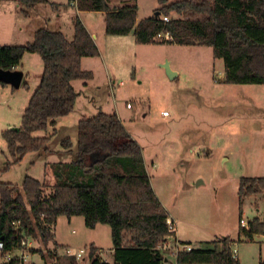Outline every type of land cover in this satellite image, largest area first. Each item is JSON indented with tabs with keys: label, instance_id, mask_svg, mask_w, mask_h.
<instances>
[{
	"label": "rangeland",
	"instance_id": "374dc122",
	"mask_svg": "<svg viewBox=\"0 0 264 264\" xmlns=\"http://www.w3.org/2000/svg\"><path fill=\"white\" fill-rule=\"evenodd\" d=\"M64 1L52 0L59 4L62 30L67 35L75 16L69 15V6L61 10ZM118 2L130 4L133 0ZM136 4L139 19L151 16L158 7L157 0H136ZM8 5L14 6L17 13L6 11L3 18L0 11V45L25 44L37 28H58L54 8L38 4L29 9L27 16L19 13L16 3L0 1V8ZM80 20L98 35L100 56L81 61V68L90 71L92 78L72 81L78 92L74 109L58 119L55 133L52 135L51 127L46 133H36L51 137L46 155L27 153L12 163L2 137L3 131L20 125L23 110L39 84L43 68L39 55L26 53L22 59L26 86L13 89L0 84V181L20 186L26 175L41 180L47 161L71 160L68 152H62L61 142L69 138L74 152L79 119L98 112L115 113L142 148L152 189L167 219L174 218L178 231L191 246L198 248L204 241L217 243L227 237L241 264L263 262L264 234L249 238L239 225L240 217L247 224L255 217L264 220L261 194L240 201L237 187L241 177H264V84L223 83L222 61L213 57L209 46L141 44L132 42V34L125 38L106 35L101 12H83ZM4 27L9 28L8 33ZM165 62L177 73L174 79H169L162 67ZM198 180L203 183L195 186ZM53 233L54 242L63 248L69 244L80 248L84 243L88 247L95 240L103 258L111 259L110 229L106 224L87 228L81 216H60ZM27 241L44 254L48 248L54 249L52 242L45 249L37 240ZM62 247L52 257L45 255L43 261L39 255H30L25 264H65L68 260ZM169 253L164 252L173 262ZM5 261L6 256L0 252V264ZM89 263L86 259L79 261Z\"/></svg>",
	"mask_w": 264,
	"mask_h": 264
},
{
	"label": "trees",
	"instance_id": "16d2710c",
	"mask_svg": "<svg viewBox=\"0 0 264 264\" xmlns=\"http://www.w3.org/2000/svg\"><path fill=\"white\" fill-rule=\"evenodd\" d=\"M0 1L16 3L19 13L27 16L29 9L38 4L59 8V4L48 0ZM109 1L67 0L64 6L101 12L106 35L133 34L135 42L141 44L209 46L213 57L222 61L223 83L264 84V0H157L154 13L159 15L140 20L136 0L119 7L110 6ZM72 22L71 40L59 30L40 27L34 30L30 42L0 45L2 70H16L26 53L39 55L43 65L20 125L2 133L12 163L27 153L41 157L49 152L51 137L36 133L54 128L58 118L74 109L78 92L72 86L73 80L92 78L90 71L81 68V61L99 56V50L80 18L75 16ZM160 32L168 33L171 39L157 37ZM26 85L23 81L22 86ZM61 146L71 160L45 163L41 180L26 175L20 186L0 181V252L6 256L1 264H22V251L28 257L38 254L42 261L45 255H55L62 247L54 242L53 233L60 216H81L87 228L109 226L112 262L102 261L101 249L91 243L84 247L83 257L89 264H163L168 255L157 247L170 234L168 215L152 189L142 148L118 116L98 112L82 117L76 124L74 152L69 138ZM237 194L240 201L261 194L264 208V177H241ZM240 229L249 238L264 234V220L255 217L248 222V229ZM27 239L39 241L45 249L52 242L54 249L48 248L44 254L42 249L31 248ZM232 244L227 237L217 243L204 241L202 247L175 255V263L241 264L233 256ZM67 260L65 264L81 261L70 256Z\"/></svg>",
	"mask_w": 264,
	"mask_h": 264
},
{
	"label": "crops",
	"instance_id": "0c3cea01",
	"mask_svg": "<svg viewBox=\"0 0 264 264\" xmlns=\"http://www.w3.org/2000/svg\"><path fill=\"white\" fill-rule=\"evenodd\" d=\"M49 2H52V0H48ZM117 1V0H116ZM113 2V3H111L110 4V6H112V7H119V6H121V5H123V3L122 2H118V1H121V0H118L117 2ZM5 2V1H4ZM6 2H10V1H6ZM67 3V0H65L63 3H61V5H63V6H61L60 8H61V10H63L62 8L64 7L65 8V6H64V4H66ZM12 4H14V2H12ZM56 4V3H55ZM39 5H41V4H39ZM46 6H48L49 7V9H52L53 7L50 5V4H45ZM4 8V9H3ZM3 8H0V11H2V13L4 14V16H3V18L4 17H6V11H8L9 13L8 14H12V13H17L16 12V10H15V7L14 6H12V5H8V6H6V7H3ZM16 8H18V6H17V4H16ZM68 9H69V12H72V13H69V15H72V17L73 16H78L79 18H80V14L81 13H83L82 11H78L77 9H75V7H67ZM55 9V12L56 13H58V14H55V16L56 17H53V19H55V21H56V24H58V28L56 29V30H59V31H61V32H63V26H62V21H61V18H60V16H62L61 15V12L62 11H59L58 9L59 8H54ZM45 12V11H44ZM46 13V12H45ZM88 13H90V12H88ZM19 14V13H18ZM21 15V14H20ZM23 18H25V16H23V15H21ZM0 17H2V16H0ZM138 20H140L139 19V17H138ZM61 21V22H60ZM64 22V21H63ZM72 22L70 21V24H71ZM65 24V23H64ZM84 25V24H83ZM6 26H9V28L11 29V26L9 25V24H5V27ZM85 26V25H84ZM4 27V30H5V32H7L8 33V31H9V28H5ZM85 28L87 29V31H88V33L91 35V37L93 38V40L95 41V44H96V39H97V37H98V35L97 34H95L92 30H89L86 26H85ZM21 29L23 30V28L21 27ZM34 31V30H33ZM69 33L66 35L64 32V34H65V36H66V38L68 39V40H71L72 39V36H73V23H72V26L70 27V30L68 31ZM104 34V33H103ZM129 35H131V34H128V35H125V36H122L123 38H125L126 36H129ZM132 36H133V39H132V42L134 41L135 42V38H134V35L132 34ZM119 42H125V41H119ZM118 42V43H119ZM121 44V43H120ZM128 45H129V43H127ZM25 56V55H24ZM24 56H23V58H24ZM99 56H100V53H99ZM22 58V59H23ZM85 59H87V58H82V61L83 60H85ZM16 70H20L22 73H23V78H22V82L25 80V78H27V72H25V71H23V62H22V60H21V64L16 68ZM224 71V70H223ZM223 75H224V72H223ZM224 77V76H223ZM87 81V80H86ZM22 82H21V85H22ZM121 83V82H120ZM84 84H86V83H84ZM87 85V84H86ZM10 86V85H9ZM12 88V87H11ZM4 90H8L7 88L6 89H4ZM168 116V115H167ZM59 119V118H58ZM58 119L56 120V124H55V126H54V128H51V129H55L56 130V128L58 127L57 126V123H58ZM61 127H65V126H62L61 125ZM50 128V127H49ZM48 128V129H49ZM54 130V131H55ZM46 133V132H45ZM44 133L42 132V134L41 135H43ZM63 151V150H62ZM48 162V161H47ZM46 162V163H47ZM147 172V171H146ZM171 219V218H170ZM173 220H174V218H173ZM174 223H175V226H176V232H175V237H176V239L178 240V241H184V242H189L190 243V241L189 240H187L179 231H178V229H177V225H176V222L175 221H173ZM55 228V227H54ZM55 236V235H54ZM211 241V240H210ZM94 244L96 247H98L97 246V244H96V242H95V240H94V242H90V244ZM84 245V247L85 246H87V245H85V243L83 244ZM89 245V244H88ZM50 247V246H49ZM66 247H75V246H70V244H69V246H66ZM233 247V246H232ZM233 249V248H232ZM109 253H110V255H111V259L110 260H106V259H104L103 258V256L101 255V251L99 252V255H100V257H102L105 261H107V262H109V263H111L112 262V259H113V251H112V246H111V248L109 249ZM32 257L34 256V255H38V254H30ZM40 258V257H39ZM170 258H172L173 259V262H170L169 261V259H167V257H166V259L163 261V264H166V263H169V264H176L175 263V259H174V257H172V256H170ZM237 258H238V256H237ZM239 259V258H238ZM32 264H36V261H32Z\"/></svg>",
	"mask_w": 264,
	"mask_h": 264
},
{
	"label": "built area",
	"instance_id": "2783aa9c",
	"mask_svg": "<svg viewBox=\"0 0 264 264\" xmlns=\"http://www.w3.org/2000/svg\"><path fill=\"white\" fill-rule=\"evenodd\" d=\"M162 19L164 21H168L167 17H163ZM157 37H159V38L163 37L166 40H170L171 39V37H170V35L168 33H164L163 34V33L160 32V33L157 34ZM127 107H130V105L127 104ZM161 113H162L163 116H167L168 115L167 111H162ZM17 223L18 222H16V223L13 222L14 225L17 224ZM166 224H167V230H168V232L170 234L167 236L166 240L162 244L158 245L157 248L159 250H161L162 252L169 251L170 252L169 255L172 256V257L177 255L179 252L190 251L191 248H192L191 244L180 242V241H178L176 239V237H175L176 226H175V223L173 222V220L167 219ZM239 225L243 229H248V224L246 223V221L243 218H239ZM22 245H25V243L22 242ZM1 249H2V243L0 242V250ZM62 250H63V253L66 256L74 257L76 260L83 259L84 255L86 253V250H85L84 247H80V248H77V247H65ZM233 256L237 257L236 256V250H233ZM19 258L21 259L22 264H25L27 262V259H28V253L26 251L20 252L19 253Z\"/></svg>",
	"mask_w": 264,
	"mask_h": 264
},
{
	"label": "water",
	"instance_id": "95a60500",
	"mask_svg": "<svg viewBox=\"0 0 264 264\" xmlns=\"http://www.w3.org/2000/svg\"><path fill=\"white\" fill-rule=\"evenodd\" d=\"M154 15L158 16L159 13L155 12ZM162 67L165 69V72L167 76L169 77V79H174L176 77L177 73L170 69L168 62H165L162 65ZM22 78H23V73L20 70L9 71V70L0 69V82L6 85H10L11 87L15 89L20 87ZM14 128H17V127H14ZM202 183L203 182L201 180H198L195 183V186H199Z\"/></svg>",
	"mask_w": 264,
	"mask_h": 264
}]
</instances>
